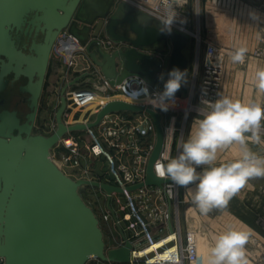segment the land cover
I'll return each mask as SVG.
<instances>
[{
    "label": "water",
    "instance_id": "95a60500",
    "mask_svg": "<svg viewBox=\"0 0 264 264\" xmlns=\"http://www.w3.org/2000/svg\"><path fill=\"white\" fill-rule=\"evenodd\" d=\"M64 30L87 47L94 64L112 83L137 75L144 77L149 90L154 92L163 91L173 69L186 72L188 78L186 50L191 37L178 30L170 32L164 22L128 3L0 0V89L6 84L4 76L10 73L16 79L27 78L21 91L30 95L31 109L24 124L16 112L0 113V264H87L91 258L130 262V242L106 255L100 220L80 194L82 187H96L108 195L110 206L112 194L123 190L102 181L73 179L52 159V150L66 136L97 127L111 113L146 112L156 127V144L147 165L146 182L129 187V191L170 181L154 173L165 143L163 116L156 109L115 100L106 103L94 121L66 124L67 89L86 74L62 88L55 132L50 136L33 134L53 47ZM22 35L33 38L30 53L18 48ZM106 39L123 45L108 51L102 43ZM167 42L171 52L165 59L153 54Z\"/></svg>",
    "mask_w": 264,
    "mask_h": 264
},
{
    "label": "built area",
    "instance_id": "2783aa9c",
    "mask_svg": "<svg viewBox=\"0 0 264 264\" xmlns=\"http://www.w3.org/2000/svg\"><path fill=\"white\" fill-rule=\"evenodd\" d=\"M120 2L128 3L162 22L166 17L167 7L172 4V0H169L167 6L165 0H116V3ZM180 4L182 7L176 8L177 16L167 28L170 32L178 30L188 34L191 39L197 40L195 71L188 96L180 98L175 95L174 101L169 102V109L161 111L159 108H154L149 100L151 96L162 92V90L158 89L151 92L144 77L131 75L119 83H112L103 76L100 70L92 71L90 64L82 72V74L88 73V76L83 79H88L90 86L81 85L83 80L81 79L75 86L67 89L68 106L65 115H68V111L72 107L87 108L94 105L95 112L92 114L95 116L93 119L74 122H67L65 118L67 125L94 121L97 113L106 103L123 100L135 105H146L162 113L165 143L158 160L165 154L172 156L171 148L176 136L180 138V148L181 141L184 140L186 122L189 116L199 113L202 101H215L218 98L226 55L225 49L211 42H203L201 36L198 38L188 29V12H186L188 0H180ZM102 43L108 51L117 50L123 45L110 39H106ZM202 47L205 54L203 62L201 59ZM84 50L85 47L79 39L70 34L68 30H64L53 47L52 57L59 53L67 57L68 64L71 65L75 59V52ZM259 55L257 53V56ZM157 56L160 59L167 57L161 53ZM80 75H75L65 84L70 83ZM96 78L99 81L95 80ZM94 80L100 84L93 83ZM181 117L183 118V125L178 127ZM85 133L90 136L88 148L93 150L95 156L103 155L108 160L111 180L106 181V183L123 190L122 193L114 192L112 194L110 206L108 195L103 191L107 197L106 213L103 219L106 223L112 224V230L109 232L107 228L102 226V220L99 219L106 243V255L109 250L119 249L130 242L133 247L131 260L128 264H203L197 238L198 235H202L203 231H184L180 186L168 177L157 174L156 163L158 160L154 165V173L159 178L170 180L169 182L163 183L162 186L144 185L133 191L128 189L131 186L146 182L147 165L156 144V127L151 116L146 112L111 113L105 116L97 127L69 134L54 149L59 150L61 144H64V149H69L72 153L68 161L73 159L75 165H80L79 140L81 135ZM67 139H70L71 142L67 143ZM52 159L62 169V166L56 162L53 156ZM158 245L161 247L145 254L149 248ZM163 254H168V256L164 258L162 257ZM87 264L121 263L91 258ZM255 264H264V252L256 257Z\"/></svg>",
    "mask_w": 264,
    "mask_h": 264
},
{
    "label": "clouds",
    "instance_id": "9594fccd",
    "mask_svg": "<svg viewBox=\"0 0 264 264\" xmlns=\"http://www.w3.org/2000/svg\"><path fill=\"white\" fill-rule=\"evenodd\" d=\"M165 4L169 5V0H165ZM177 7H182L180 0H172L171 6L167 7L163 20L166 26H170L177 16ZM243 51L239 50L233 60L242 62ZM168 76L163 91L149 100L161 111L169 109V102L174 101L176 92L186 82V72L179 69L171 70ZM256 81V87L264 93V69L257 71ZM262 122L264 106L261 103H245L219 95L215 101L204 100L177 155H163L156 163V172L176 185L188 188L192 202L202 213L226 206L250 180L264 178V154L249 147L254 144L264 148ZM226 149L232 150L231 159L221 158L220 153ZM192 185L194 190L189 187ZM244 243L243 234L235 231L214 237L205 264H246L242 251Z\"/></svg>",
    "mask_w": 264,
    "mask_h": 264
},
{
    "label": "crops",
    "instance_id": "0c3cea01",
    "mask_svg": "<svg viewBox=\"0 0 264 264\" xmlns=\"http://www.w3.org/2000/svg\"><path fill=\"white\" fill-rule=\"evenodd\" d=\"M197 2L199 22L201 15V23L197 30L203 42L214 43L226 51L219 96H227L245 103L257 102L262 105L264 93L256 87V73L259 69H264V60L254 57L252 53L261 45L264 34V0H198ZM241 49L244 50L243 61H234L233 56ZM158 51L168 56L171 52L170 42L163 44ZM190 62L189 56L188 78L186 79L188 92L193 79V76H190ZM51 66L52 58L48 75ZM86 75L88 76V73ZM81 85L90 86V83L88 79H83ZM182 91L183 89L181 93ZM197 116L198 114L189 116L184 140L188 138L192 122ZM181 124L183 125V122ZM249 147L254 152L264 154V148L261 146L250 144ZM232 155L231 149L220 153L222 159H231ZM105 169V164L102 163L100 169L97 170V176L93 178L105 182L110 181L111 176ZM189 187L192 190L195 188L194 185ZM101 192L107 199L106 194ZM180 204L184 231H203L200 235L201 241L204 243L207 240L209 247L214 243V237L228 231H235L245 237L242 251L246 264L247 262L255 264L257 255L264 252V178L250 180L248 186L241 189L239 194L234 196L226 206L214 207L207 213H202L192 202L188 188L180 186Z\"/></svg>",
    "mask_w": 264,
    "mask_h": 264
},
{
    "label": "rangeland",
    "instance_id": "374dc122",
    "mask_svg": "<svg viewBox=\"0 0 264 264\" xmlns=\"http://www.w3.org/2000/svg\"><path fill=\"white\" fill-rule=\"evenodd\" d=\"M197 1L198 0H188V8L186 10V12H188L187 26L188 29L193 33H196L198 29V25L199 23H201V15H200V22L198 17ZM84 47H85L84 51L75 52L74 54L75 59L71 65L68 64L67 57L60 55L59 53L54 54V56L52 57V66H51L50 74L47 76L46 84L40 101V112L38 116V121L36 123V128L34 131L35 134L50 136L55 132L57 128L56 112L60 107L61 91L62 88L66 85L65 83L68 80L73 78L75 75H79L80 73H82L90 64L92 71L100 70L99 67H97L94 64L93 60L88 54L87 47L86 46ZM196 50H197V40L192 39L189 47L186 50V55L188 56V58L190 56V60H191L190 76L191 75L193 76V72H194V66L196 62ZM155 53L163 54V52H159V51H156ZM257 53H259L260 55L257 56ZM252 54L254 57L264 60V34L261 39V45L257 47ZM204 57L205 54H204V49L202 47V54H201L202 62L204 60ZM95 80L98 79L96 78ZM95 80L93 81V83L99 85L100 84V82H98L99 80L98 81ZM182 89L183 91L181 93ZM188 90H189L188 82H185L184 84H182L180 91H177L175 95L179 96L180 98H186L189 94ZM101 95L105 96L104 94ZM262 105H264V103ZM91 107H87V108L72 107L71 109H69L68 115L67 116L65 115L64 119L66 118L67 122L85 121L87 119H93L95 115H93L92 112H95V108H91ZM194 115L191 114V117ZM182 122H183V118L181 117L178 122V127L182 125L181 124ZM179 140L180 138L176 136L173 146L171 148L172 157H175L179 151V142H180ZM79 141H80L79 158L81 162L80 165H75L73 159L68 161V158L69 156H71L72 153L70 152L69 149H64L65 148L64 144H61L62 146L59 150L57 149L52 150V156L56 160V162H58L62 166V170L72 178L85 177L86 179H93V177L97 176L96 175L97 170L100 169V166H102L103 163L105 164V168H106L105 170H107L109 173V163L106 157L103 155L95 156L93 150L88 148L90 144L89 134L87 133L82 134ZM59 152H63V153H59ZM101 191L102 190L96 187L86 186L80 189V194L85 200V202L90 207L93 208L98 218L102 220V226L104 228H107L110 232L112 230V224L110 222L106 223L103 219L106 213L105 212L106 198ZM121 201L123 202V199ZM258 256L259 255H257V257ZM247 264H251V263L247 262Z\"/></svg>",
    "mask_w": 264,
    "mask_h": 264
},
{
    "label": "flooded vegetation",
    "instance_id": "af4514ba",
    "mask_svg": "<svg viewBox=\"0 0 264 264\" xmlns=\"http://www.w3.org/2000/svg\"><path fill=\"white\" fill-rule=\"evenodd\" d=\"M14 37L18 38L19 35L15 33ZM40 40L41 37L38 38V41ZM32 41L33 38L22 35L21 39L18 41V48L24 51L25 53H30L29 47ZM2 59L5 62H7L6 57H2ZM0 74H1V68H0ZM4 81L6 82V84L2 89H0V113L6 110L10 112H16L18 118L21 120V123L22 124L27 123L28 115L31 113L30 101H29L30 95L28 93L22 92L21 88L28 83V79L23 76L16 79L15 74L10 73L4 76L3 82ZM39 112H40V102L36 116V121L34 123V128H33L34 135H36L34 131L36 128V123L38 121Z\"/></svg>",
    "mask_w": 264,
    "mask_h": 264
},
{
    "label": "bare ground",
    "instance_id": "6f19581e",
    "mask_svg": "<svg viewBox=\"0 0 264 264\" xmlns=\"http://www.w3.org/2000/svg\"><path fill=\"white\" fill-rule=\"evenodd\" d=\"M199 26V25H198ZM198 38L200 37V32L197 30L196 31V33H194ZM125 99V98H124ZM127 100V99H126ZM91 108H95L94 107V105H93V107H91ZM67 141V143H70L71 142V140L70 139H68V140H66ZM198 241H199V244H200V253H201V256H202V260H203V264H205V261H206V259H207V257H208V255H209V249H210V247H209V245L206 243L207 242V240H205L206 242H202L201 241V238H200V236L198 235ZM202 242V243H201ZM158 247H161V245H158V246H154V247H152V248H149L147 251H146V253L145 254H149V253H151L153 250H155V249H157ZM202 248V249H201ZM142 255H144V254H142ZM168 256V254H163L162 255V257H164V258H166Z\"/></svg>",
    "mask_w": 264,
    "mask_h": 264
}]
</instances>
